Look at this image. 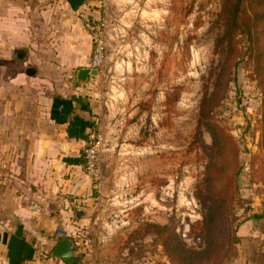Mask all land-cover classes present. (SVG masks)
Returning a JSON list of instances; mask_svg holds the SVG:
<instances>
[{"label": "rangeland", "instance_id": "374dc122", "mask_svg": "<svg viewBox=\"0 0 264 264\" xmlns=\"http://www.w3.org/2000/svg\"><path fill=\"white\" fill-rule=\"evenodd\" d=\"M223 2L107 0L97 9L106 59L86 97L104 140L81 201L94 213L59 232L74 238L82 264H264V93L246 37L229 50L222 42ZM256 29L264 50V18ZM208 123L236 149L216 151ZM214 161L224 206L207 186ZM174 245L194 259L173 256Z\"/></svg>", "mask_w": 264, "mask_h": 264}, {"label": "crops", "instance_id": "0c3cea01", "mask_svg": "<svg viewBox=\"0 0 264 264\" xmlns=\"http://www.w3.org/2000/svg\"><path fill=\"white\" fill-rule=\"evenodd\" d=\"M98 8V0H0V264H68L53 255L59 232L74 227L73 206L95 186L84 164L96 117L90 80L76 75L90 65L84 22Z\"/></svg>", "mask_w": 264, "mask_h": 264}, {"label": "trees", "instance_id": "16d2710c", "mask_svg": "<svg viewBox=\"0 0 264 264\" xmlns=\"http://www.w3.org/2000/svg\"><path fill=\"white\" fill-rule=\"evenodd\" d=\"M245 2L247 4L246 7H244L243 5ZM242 11L245 12L246 16L242 15ZM222 16L224 18L225 24V32L222 36V42L228 43L229 50L232 46L236 44L234 43V39L237 35H243L246 37V40L249 45L248 54H251V58L254 60L255 66L257 67V71L260 76V86L264 93V50L260 49L258 45L254 42V36L257 32V23L264 18V0H224ZM208 127H210L211 129L214 140V147L216 151L219 152L224 150L228 144H231L236 149V145L232 141V138H230L224 132V130H222L221 127L214 123H208ZM262 147L264 148V131L262 133ZM216 165L217 163L216 161H214L208 167V175L206 176V178H208L207 186L209 187V191L212 194L213 199L216 200V202L221 201L220 203H222V206H224V201L227 195L223 190V185L218 183L220 176L219 172L215 168ZM233 184L235 185L233 186ZM230 190H233L231 198L235 199L236 192L238 190L236 182L229 185V191ZM221 209L216 207L212 212V218H207V224L210 226L211 229H214L218 224V220L222 218ZM166 229L168 228L166 227ZM171 237L172 232H170V234H168L166 237V247L168 246V240ZM64 238H70L74 240L72 236L64 233L61 234L60 237H58L57 241L60 242ZM74 243L76 244L75 240ZM185 248H182V246L174 245V247L171 249L173 256L179 254L180 256L184 257L183 260L185 261L194 259L193 255L185 256V251L187 252Z\"/></svg>", "mask_w": 264, "mask_h": 264}, {"label": "built area", "instance_id": "2783aa9c", "mask_svg": "<svg viewBox=\"0 0 264 264\" xmlns=\"http://www.w3.org/2000/svg\"><path fill=\"white\" fill-rule=\"evenodd\" d=\"M100 7L107 8V0H98ZM84 27L89 33L92 41V53L89 67L100 71L105 66L107 34L105 31L106 19L103 17H87ZM104 135L99 118L95 117L93 126L88 133L86 145L84 148V164L86 171L92 177L98 176L100 172V152L103 145Z\"/></svg>", "mask_w": 264, "mask_h": 264}, {"label": "water", "instance_id": "95a60500", "mask_svg": "<svg viewBox=\"0 0 264 264\" xmlns=\"http://www.w3.org/2000/svg\"><path fill=\"white\" fill-rule=\"evenodd\" d=\"M15 57L19 59H25L27 57L26 49H16L14 52ZM28 75H34L36 73V68L29 67L26 71ZM101 71L93 67H81L77 71V79L80 81H89L92 78H99ZM75 216L78 219L87 218L93 215L94 208L84 205L74 206ZM78 247L74 243L73 239L64 238L62 239L54 248L53 255L60 257L62 260L68 264H82V255L78 252Z\"/></svg>", "mask_w": 264, "mask_h": 264}]
</instances>
